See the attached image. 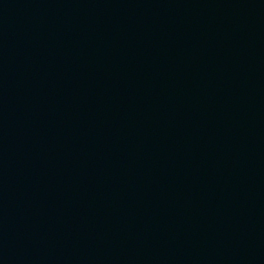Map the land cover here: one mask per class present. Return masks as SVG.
<instances>
[{
    "label": "water",
    "instance_id": "obj_1",
    "mask_svg": "<svg viewBox=\"0 0 264 264\" xmlns=\"http://www.w3.org/2000/svg\"><path fill=\"white\" fill-rule=\"evenodd\" d=\"M0 264H264V0H0Z\"/></svg>",
    "mask_w": 264,
    "mask_h": 264
}]
</instances>
